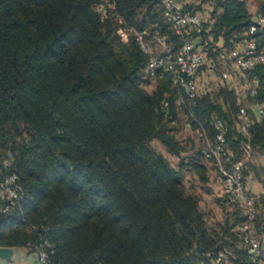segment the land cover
<instances>
[{
  "label": "trees",
  "instance_id": "1",
  "mask_svg": "<svg viewBox=\"0 0 264 264\" xmlns=\"http://www.w3.org/2000/svg\"><path fill=\"white\" fill-rule=\"evenodd\" d=\"M113 1L101 18L99 0H0V178L15 172L22 189V199L0 213V246L32 254L34 245L48 242L50 264H202L220 250L230 264H252L238 230L232 233L243 217L225 219L218 230L209 226L181 172L150 142L178 153L172 133L179 108L186 119L189 111L203 123L221 118L230 146L264 154V117L252 118L242 137V104L225 80L217 95L236 112V122L207 91L192 105L178 103L168 73L146 74L147 55L132 36L120 40L115 17L165 36L173 50L182 38L156 0ZM202 2L212 4L211 16L184 35L204 53L199 73L251 38L264 53V28L248 34L254 17H264V0L255 1L254 14L246 0ZM191 4L183 8L196 12ZM252 73L259 79L257 94H248L255 104L264 100V65ZM149 80L157 82L151 91L144 88ZM199 154L203 159L200 147ZM259 205L264 194L257 227Z\"/></svg>",
  "mask_w": 264,
  "mask_h": 264
},
{
  "label": "built area",
  "instance_id": "2",
  "mask_svg": "<svg viewBox=\"0 0 264 264\" xmlns=\"http://www.w3.org/2000/svg\"><path fill=\"white\" fill-rule=\"evenodd\" d=\"M156 1L163 20L174 34L182 38L181 44L175 50L166 45L165 36L157 33L151 34L147 30L138 31L127 25L119 15L115 17L117 23L115 31L123 42H127L132 36L140 50L147 55L145 66L147 75L154 77L158 72H167L171 84L178 91V103L192 105L200 95L199 70L205 64V56L195 42L185 38L184 35L188 30L200 27L202 18L198 12L185 10L183 0ZM114 5L113 0H99L96 10L101 18H105L109 10L114 9ZM154 26L157 27V24ZM263 28L264 17L257 15L248 29V34H253ZM149 36L161 46L159 52L154 51ZM219 59L227 61L236 73L246 76L244 86L250 96L257 94L259 79L252 73V70L258 65H264V53L257 48L254 39H248L239 46L222 51L219 54ZM221 78L231 82V73L222 71ZM254 106L256 118L258 120L263 118L264 100L257 101ZM162 107L167 113L168 102H163ZM188 115L189 117L184 122V128L201 141L200 152L203 159L214 165L222 193L243 217L237 230L248 259L252 264H264V244L254 232L255 220L258 215L257 200L264 194V190L256 194L247 191L241 162L231 161L232 151L227 140L229 128L224 120L216 117L203 123L190 111ZM238 117V132L245 138L252 125V117L246 106L239 105ZM4 163L9 164V161ZM21 190L15 172H9L0 178V213L10 211L22 199ZM51 254H53L52 245L43 242L34 245V252L31 255L37 264H50ZM202 264H230V260L227 253L220 250L216 255L210 257L208 262Z\"/></svg>",
  "mask_w": 264,
  "mask_h": 264
},
{
  "label": "rangeland",
  "instance_id": "3",
  "mask_svg": "<svg viewBox=\"0 0 264 264\" xmlns=\"http://www.w3.org/2000/svg\"><path fill=\"white\" fill-rule=\"evenodd\" d=\"M246 1L248 9L255 6L254 4L256 0ZM195 2L197 3L198 1ZM195 2L191 5H194V11L196 12L203 9L202 6H205L200 5V3L196 4ZM165 32H168L167 29H165ZM149 39L154 46V51L159 52L161 46L152 37L149 36ZM169 44L166 41V45L169 47H171L174 43L171 40L169 41ZM222 71H229L231 73L232 88L236 95V99H238V101L246 107L252 104L244 86L246 76L232 70L229 63L224 59L218 58L215 68H209L207 71L203 70L199 73L200 93H202V91L209 92L208 97L213 105H220L224 103L226 105L228 118L230 121L236 122L238 119L236 112L232 108H228L226 99L217 95V88L221 86L220 83H225L221 78ZM156 83L157 82L154 80H149L144 84V88L147 91H151L155 88ZM175 107H177L176 103ZM178 113V124L172 133L175 142V149L178 150V153H169L157 140H152L150 142V147L154 151L163 155L171 167L181 172V178L187 190L198 197L199 207L204 212L205 219L209 226H214L216 227V230H218L219 223L223 222L227 218H232L234 215L235 218L233 219L236 220L237 223L238 219H241L239 211L227 201V198L222 193L221 186L217 178V171L213 164L209 161H204L200 157L199 147L201 146V141L194 137L191 132L183 128V121L186 119V115L179 108ZM230 147L232 151L231 161L241 162L243 176L245 175L244 177H247V180H249L248 172L245 174L246 167L249 171L256 173V180H258L264 187V157H259L258 155L253 157V155H249L251 150L244 147L243 144H239L238 147H232V145ZM232 226V233L235 235L237 227L235 225ZM22 256L24 255L22 254ZM18 263L21 264V260L18 261Z\"/></svg>",
  "mask_w": 264,
  "mask_h": 264
},
{
  "label": "crops",
  "instance_id": "4",
  "mask_svg": "<svg viewBox=\"0 0 264 264\" xmlns=\"http://www.w3.org/2000/svg\"><path fill=\"white\" fill-rule=\"evenodd\" d=\"M195 1L202 2V0H185L184 2L192 3V2H195ZM201 5H205V6L204 7L202 6L203 9H201V10H199L197 12L200 14L202 20L206 21L211 16L213 7H212V4L209 3V2H202ZM249 11H250V13L254 14L255 11H256V5L251 7V9H249ZM247 109H248V112L250 113L251 117L255 118L256 115H255V106H254V104H250L249 106H247ZM249 155H253V157H255V155H258L259 157L260 156L264 157L263 153H261L259 151H256V150H251ZM245 170H246L245 174H247V172L249 174V176H248L249 180H247V177H244L245 180H246L245 184H246L247 191H249L250 193H255L256 194V193H259L261 190H264V187L260 184V182L258 180H256L257 179L256 178V173H254L252 171H249L248 169H246V167H245ZM260 214H261V221L259 223H261V225L259 224V227H257L255 225V228H254L255 231L254 232H255V235L257 236V238H259L260 241L264 244V207L259 205V215ZM0 248L1 249H3V248L16 249L15 252H13L12 255L10 256V258L14 257L11 261H6L4 259L0 260V262H3V264H19L18 261H20V260H21V264H37V263H35V260L33 259V256L31 254L27 253L24 248L15 247V246L14 247L0 246ZM22 254L24 256H22Z\"/></svg>",
  "mask_w": 264,
  "mask_h": 264
},
{
  "label": "water",
  "instance_id": "5",
  "mask_svg": "<svg viewBox=\"0 0 264 264\" xmlns=\"http://www.w3.org/2000/svg\"><path fill=\"white\" fill-rule=\"evenodd\" d=\"M16 249H7V248H0V260H6V261H11L14 257L10 256L12 255L13 252H15Z\"/></svg>",
  "mask_w": 264,
  "mask_h": 264
},
{
  "label": "clouds",
  "instance_id": "6",
  "mask_svg": "<svg viewBox=\"0 0 264 264\" xmlns=\"http://www.w3.org/2000/svg\"><path fill=\"white\" fill-rule=\"evenodd\" d=\"M0 264H3V262H0Z\"/></svg>",
  "mask_w": 264,
  "mask_h": 264
}]
</instances>
